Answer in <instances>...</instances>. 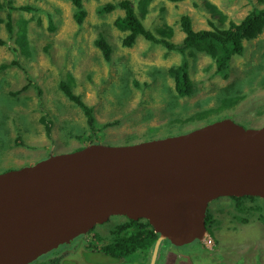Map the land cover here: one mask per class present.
I'll list each match as a JSON object with an SVG mask.
<instances>
[{
	"label": "rangeland",
	"instance_id": "rangeland-1",
	"mask_svg": "<svg viewBox=\"0 0 264 264\" xmlns=\"http://www.w3.org/2000/svg\"><path fill=\"white\" fill-rule=\"evenodd\" d=\"M118 1L83 0L87 15L82 24L75 19V5L70 0H12L11 8L0 10V37L6 41L0 45V172L90 143L84 137L91 131L87 116L61 89L62 80L93 107L95 123L104 128L99 132L103 143L164 137L222 115L246 127L264 125V82H260L264 78V31L243 40L244 51L233 56L228 78L214 74L208 54H188L195 92L180 97L177 110L184 111V104V108H192L198 101L214 105L217 92L232 81L245 96L202 120L173 121L170 110L175 109V90L171 87L174 89L175 81L159 69L179 64L182 55L144 35L132 46L124 45L126 31L114 24L124 9L116 6L98 11L100 5ZM208 2L219 12H214ZM23 4L32 10L21 8ZM133 5L155 33L166 24L172 25V35L167 37L174 42L184 38L180 26L183 13L192 17L195 30H212L214 25L229 27L231 21L239 24L255 5L264 7L259 0H133ZM23 18L28 19L26 38L18 32ZM99 34L112 43L110 59L94 43ZM44 120L49 122V132ZM238 203L230 196L211 201L210 230L204 238L182 246L164 242L156 264H264V199H245V207ZM111 219L122 223L126 217L113 215ZM108 224L97 227L102 235L108 233ZM91 232L95 234L96 229ZM80 239L73 243L83 245V237ZM141 250L139 259L150 264L152 252ZM81 256L85 257V252ZM34 264H43V258Z\"/></svg>",
	"mask_w": 264,
	"mask_h": 264
},
{
	"label": "water",
	"instance_id": "water-1",
	"mask_svg": "<svg viewBox=\"0 0 264 264\" xmlns=\"http://www.w3.org/2000/svg\"><path fill=\"white\" fill-rule=\"evenodd\" d=\"M132 143L92 142L0 172V264H29L113 215L181 246L204 238L209 204L264 199V125L229 116Z\"/></svg>",
	"mask_w": 264,
	"mask_h": 264
},
{
	"label": "trees",
	"instance_id": "trees-1",
	"mask_svg": "<svg viewBox=\"0 0 264 264\" xmlns=\"http://www.w3.org/2000/svg\"><path fill=\"white\" fill-rule=\"evenodd\" d=\"M70 1L75 5V19L79 24H82L85 16L87 15V10L83 4V0ZM259 1L264 3V0ZM11 2L12 0H0V10L6 7L11 8ZM208 5L212 7L214 12H219L212 3L208 2ZM116 6H121L125 11L124 15H119L114 21V24L119 29L126 31V34L122 39V43L124 45L132 46L137 40L138 36L144 35L153 42H157L162 46H165L168 50H175L182 55V61L179 64L173 65L167 70L159 69L160 71H167L168 74L173 76L175 81L174 89L171 87L173 91L175 90L172 100L173 107L175 109L170 110L172 113L170 114V119L178 122L194 119L202 120L204 117L213 115V112L220 111L221 109L225 110L245 96V93L242 92L240 89L241 87H239L236 81H232L231 85L226 86L217 92L215 95L217 102H215L214 105L207 106L204 101H198L194 106L192 105V108L189 106L184 108V104L182 106L184 111L177 110L179 98L185 95L191 96L195 92V84L189 73L188 54H194L195 51L208 54L213 60L215 69L214 74H220L223 77L228 78L232 71L231 61L233 56L236 54H242L244 51L243 40L245 38L254 37L264 31V7H258L255 5L239 24L231 21L229 27L220 28L219 26L214 25L215 29L212 30H195L193 27L192 17L187 13H183L180 16V26L184 32V38L179 42H174L169 38L173 31L172 25L166 24L164 27H160L158 29L159 34L155 33L143 23L141 17L138 15L133 5V0H119L117 3L109 2L102 4L98 7V11L103 13L105 11L114 9ZM20 7L23 9L32 10V7L27 4L20 5ZM27 22V18H23V20L20 22L21 27L18 32L21 38H26ZM7 27L11 31L12 26L10 18L7 21ZM3 43H6V41L3 37H0V45ZM94 43L101 47L106 58L110 59L112 43L108 41V39L103 34H99V36L94 40ZM207 67L211 68L212 64H208ZM249 82L250 84H254L252 83V80H249ZM260 82H264V78L261 79ZM60 84L64 93L66 92L74 102L80 105L87 116L91 131L86 132L84 137L86 139H90V143L101 141L99 132L104 128L98 127L95 123L93 107L88 105L80 96L73 93L65 80H62ZM224 116L225 115H222V117ZM42 119H44V117H42ZM46 123L49 132L50 126L48 120ZM184 131L185 130L182 132ZM231 197L236 198L239 201L238 206L241 207H245L242 204L245 199L253 201L257 198L256 196L251 195ZM210 220L211 215L208 212L206 223L207 229L209 230ZM97 234L98 233H95L94 235ZM158 236L159 233L154 230L147 220H134L127 218L125 222H122L111 229V240L105 244L106 246L104 247L103 251L115 257V259H109V261L114 262V264L124 256L128 259V264H130V260H134L135 254L138 257L139 255H137V253L142 251V248L147 249L150 254ZM165 241L169 242V240ZM195 241L200 240L197 239ZM159 258H161V252L159 254ZM141 264H145V261L142 260Z\"/></svg>",
	"mask_w": 264,
	"mask_h": 264
},
{
	"label": "flooded vegetation",
	"instance_id": "flooded-vegetation-1",
	"mask_svg": "<svg viewBox=\"0 0 264 264\" xmlns=\"http://www.w3.org/2000/svg\"><path fill=\"white\" fill-rule=\"evenodd\" d=\"M105 223L107 224L109 223L107 225L108 233L105 235H102L101 232L98 231L97 227L98 228L99 226L102 227ZM118 224H120V222L114 223L113 219H111L110 217L108 221L101 223L93 228V229H96V233H98L97 235H89L90 233H93L91 232L93 230L92 229L91 231L85 234L79 235L73 240V241L75 240L77 241L81 237H83V245L79 246L76 242L73 243V241L70 243L61 244L57 248L38 257L35 261L29 264H34L37 261H39V259L41 258H43V264H114V262L109 261V259H115V257L110 255L109 253H105L103 250H104V247L106 246L105 244H107L111 240L110 239L111 229L116 227ZM104 239H107L105 243L102 242ZM163 243L160 246V248L163 246ZM169 243L171 242L169 241ZM172 245L177 246L174 244ZM68 251H72L75 253L73 255L71 252H68ZM84 252H85V257L81 256V253H84ZM79 255L83 257L84 259L81 258ZM94 256L97 258L99 257L102 260L96 261ZM141 261L142 260L139 259V257H137V259L134 258V260L130 264H141ZM128 263H129L128 259L124 256L115 264H128Z\"/></svg>",
	"mask_w": 264,
	"mask_h": 264
},
{
	"label": "clouds",
	"instance_id": "clouds-1",
	"mask_svg": "<svg viewBox=\"0 0 264 264\" xmlns=\"http://www.w3.org/2000/svg\"><path fill=\"white\" fill-rule=\"evenodd\" d=\"M231 197V196H230ZM260 198V197H259ZM166 242V241H165ZM159 251H160V249H159ZM161 252V251H160ZM48 253V252H47ZM46 254V253H45ZM44 255V254H43ZM42 256V255H41ZM159 258V256L157 257V259ZM35 261V260H34ZM156 262H157V260H156Z\"/></svg>",
	"mask_w": 264,
	"mask_h": 264
}]
</instances>
